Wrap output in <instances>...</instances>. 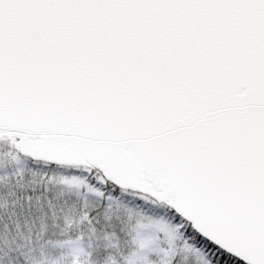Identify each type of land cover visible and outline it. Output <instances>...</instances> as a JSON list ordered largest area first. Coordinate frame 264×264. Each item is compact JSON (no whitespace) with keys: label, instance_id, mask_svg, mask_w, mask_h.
I'll list each match as a JSON object with an SVG mask.
<instances>
[{"label":"snow or ice","instance_id":"obj_1","mask_svg":"<svg viewBox=\"0 0 264 264\" xmlns=\"http://www.w3.org/2000/svg\"><path fill=\"white\" fill-rule=\"evenodd\" d=\"M0 264H264V0H0Z\"/></svg>","mask_w":264,"mask_h":264}]
</instances>
